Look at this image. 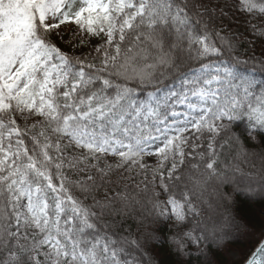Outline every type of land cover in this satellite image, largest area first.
Returning <instances> with one entry per match:
<instances>
[{"label": "snow or ice", "instance_id": "obj_1", "mask_svg": "<svg viewBox=\"0 0 264 264\" xmlns=\"http://www.w3.org/2000/svg\"><path fill=\"white\" fill-rule=\"evenodd\" d=\"M0 264H264V0H0Z\"/></svg>", "mask_w": 264, "mask_h": 264}, {"label": "rangeland", "instance_id": "obj_2", "mask_svg": "<svg viewBox=\"0 0 264 264\" xmlns=\"http://www.w3.org/2000/svg\"><path fill=\"white\" fill-rule=\"evenodd\" d=\"M232 3H236V0H231ZM233 12L235 13L233 19L234 21H238V23H234L232 25V29L234 32H236L238 35H240L241 38L247 39L249 42L252 41L251 47L253 48V52L256 54H260L261 50V41L254 40L253 37L250 35L249 30L246 25V20L249 18L245 16L243 13L237 12L235 8L233 9ZM75 27V25H69L67 28L68 32H71V30ZM150 162L155 163V158H149Z\"/></svg>", "mask_w": 264, "mask_h": 264}, {"label": "trees", "instance_id": "obj_3", "mask_svg": "<svg viewBox=\"0 0 264 264\" xmlns=\"http://www.w3.org/2000/svg\"><path fill=\"white\" fill-rule=\"evenodd\" d=\"M234 24V23H233ZM241 41H242V48H241V51L242 53L245 55V56H250L252 55L254 52L253 48L251 47V44L249 43V41L247 39H243L241 38ZM256 56H260V54H256L254 53ZM244 247V251L246 252L248 250V246L245 245L243 246Z\"/></svg>", "mask_w": 264, "mask_h": 264}]
</instances>
